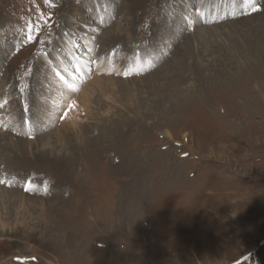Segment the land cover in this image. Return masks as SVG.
Listing matches in <instances>:
<instances>
[{"label": "rangeland", "instance_id": "1", "mask_svg": "<svg viewBox=\"0 0 264 264\" xmlns=\"http://www.w3.org/2000/svg\"><path fill=\"white\" fill-rule=\"evenodd\" d=\"M0 85V264H264V0H0Z\"/></svg>", "mask_w": 264, "mask_h": 264}, {"label": "bare ground", "instance_id": "2", "mask_svg": "<svg viewBox=\"0 0 264 264\" xmlns=\"http://www.w3.org/2000/svg\"><path fill=\"white\" fill-rule=\"evenodd\" d=\"M201 10H196L195 11L194 14H195L196 17L197 16L199 17L198 13ZM216 14H218V13H216ZM199 20H200V18H199ZM200 21H203L205 23L210 24V23L215 22L216 18L215 17L213 18V17H210V16L208 17V16H204V15L202 16V14H201V20ZM74 61H75V70L74 71H70L68 69V67H67L68 64L65 63L64 67H63V72L59 73L58 79L55 82V87H54L53 90H51V96L52 97L49 99V101L47 103V106L45 108V110H46L45 111V116L48 117L51 122L54 121V112L62 104H66L68 102L69 97L71 95V92H70L71 90L70 89L71 88L74 89L75 87H77V83L72 79V77L76 76L80 72V69H81V71H85V69L89 68V67L85 66L87 61H85L84 58H74ZM97 70L99 71L100 69H97ZM97 70H96V72H97ZM7 101H8L7 100V89L3 85H0V111L1 112H4L5 109L8 108V105H6ZM81 107L83 108L84 106H81ZM6 123H7V121L5 120V115H3V114L1 115L0 114V131L1 132H2L3 129L7 128ZM11 125H13L12 122H11L10 126Z\"/></svg>", "mask_w": 264, "mask_h": 264}, {"label": "snow or ice", "instance_id": "3", "mask_svg": "<svg viewBox=\"0 0 264 264\" xmlns=\"http://www.w3.org/2000/svg\"><path fill=\"white\" fill-rule=\"evenodd\" d=\"M252 7H253V10H254V11H258V10H259V9H257V8L255 7L254 4L252 5ZM29 39H32V37L30 36Z\"/></svg>", "mask_w": 264, "mask_h": 264}]
</instances>
